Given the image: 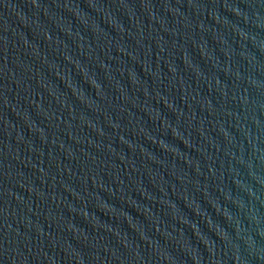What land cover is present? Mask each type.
Masks as SVG:
<instances>
[{"label": "water", "instance_id": "95a60500", "mask_svg": "<svg viewBox=\"0 0 264 264\" xmlns=\"http://www.w3.org/2000/svg\"><path fill=\"white\" fill-rule=\"evenodd\" d=\"M0 264H264V0H0Z\"/></svg>", "mask_w": 264, "mask_h": 264}]
</instances>
